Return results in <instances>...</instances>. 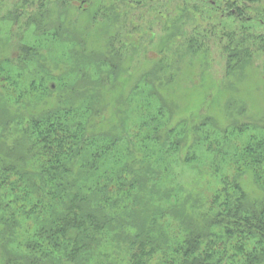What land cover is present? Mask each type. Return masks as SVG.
I'll list each match as a JSON object with an SVG mask.
<instances>
[{
  "label": "trees",
  "instance_id": "trees-1",
  "mask_svg": "<svg viewBox=\"0 0 264 264\" xmlns=\"http://www.w3.org/2000/svg\"><path fill=\"white\" fill-rule=\"evenodd\" d=\"M236 4L235 0L207 3L211 10H230L229 17L239 14ZM51 12L59 20L58 8ZM230 31L224 52L228 72H234L252 63L251 56L237 50L239 44L260 37L246 28L239 31L233 27ZM239 35L241 42L236 40ZM16 46L14 43L5 57L11 64L18 62ZM23 52L26 56L33 51L24 48ZM0 77L9 82L1 71ZM139 79L131 80V85ZM153 87L159 89L154 82ZM160 88L170 97L175 92ZM8 92L0 93V123L7 129L16 117L20 125L11 147L0 137V241L18 244L21 252L3 250L2 264H264V131L259 135L247 133L230 143L215 134L205 139L208 155L225 157L230 166L223 170L212 162L207 199L200 200L202 190L198 189L182 202V188L175 185L176 181L168 186L159 181L163 148L175 153L181 148L180 141L172 140L175 129L166 131L163 137L169 142L160 151L152 150L161 140L155 119L161 108L151 118L156 122L148 125V133L143 138L135 135L136 148L126 147L120 153L119 135L107 126L110 122L105 124L98 118L101 105L92 109L86 117L89 120L80 115L79 108L47 107L39 111L36 105L34 109L39 112L28 115L25 121L19 110L29 108L18 107L13 112L16 108L10 104L12 94ZM81 97L79 100H87L84 93ZM19 99L20 94L13 99L14 104L18 105ZM206 122L213 127L211 120ZM206 122L194 126L195 136ZM99 127L103 133L97 136ZM234 127L239 135L250 130L247 124ZM107 162H114L110 172L104 168ZM153 162L157 167L151 166ZM245 175L254 181L257 190L253 193H259L258 198L249 196L241 185ZM27 222L34 225L33 231L23 228ZM19 228L23 236L15 232ZM131 228L136 231L127 232ZM111 239L125 243L123 255L108 253Z\"/></svg>",
  "mask_w": 264,
  "mask_h": 264
},
{
  "label": "rangeland",
  "instance_id": "rangeland-1",
  "mask_svg": "<svg viewBox=\"0 0 264 264\" xmlns=\"http://www.w3.org/2000/svg\"><path fill=\"white\" fill-rule=\"evenodd\" d=\"M83 1L85 4L79 0H0V71L9 78L7 83L0 77V93L12 94L9 103L16 108L13 112L29 108L19 110L25 121L28 115L47 107L79 108L85 119L101 105L98 118L105 124L110 122L107 126L119 135L120 153L126 147L136 148L135 135L143 138L148 125L156 120L161 140L152 150L160 151L169 142L164 134L174 128L172 140L180 141L181 148L176 153L163 148L159 181L164 186L176 181L175 185L182 188V202L198 189L202 190L200 200L207 199L210 165L214 162L225 170L230 161L210 157L205 139L215 134L230 143L247 133L259 135L264 131V0H235L239 14L230 17V10H211L207 5L210 0ZM53 8H58L59 20L53 17ZM233 27L239 31L246 28L260 37L239 44L237 50L251 56L252 63L247 62L235 73L228 72L224 52L227 33ZM237 37L241 42V36ZM14 43L18 62L11 64L5 57ZM24 48L33 52L26 57ZM135 78H140L139 82L131 85ZM160 87L175 92L170 97ZM82 93L86 101L79 100ZM19 94L16 105L13 99ZM36 105L39 111L34 109ZM158 108L160 116L151 121ZM206 119L214 123L213 127ZM13 120L7 129L0 123V137L8 148L17 139L15 130L20 125L16 117ZM203 121L206 125L199 127L195 136L194 126ZM245 124L251 131L244 135L233 130L235 125ZM100 133L101 128L96 135ZM111 166L115 167L114 162H107L104 168L110 172ZM151 166L157 167L154 162ZM240 182L252 197L256 188L252 178L245 175ZM24 224V229L34 230L33 224ZM131 231L136 228L127 232ZM15 232L21 236L23 230ZM109 243V254H124L123 241L111 239ZM3 250L21 252L18 244L0 241V256Z\"/></svg>",
  "mask_w": 264,
  "mask_h": 264
}]
</instances>
